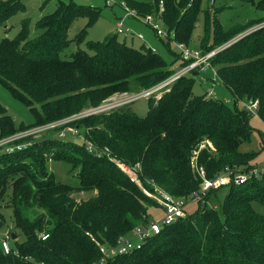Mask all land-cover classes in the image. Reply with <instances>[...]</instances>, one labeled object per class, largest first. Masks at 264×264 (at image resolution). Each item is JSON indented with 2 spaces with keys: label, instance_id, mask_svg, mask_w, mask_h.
I'll return each mask as SVG.
<instances>
[{
  "label": "trees",
  "instance_id": "trees-1",
  "mask_svg": "<svg viewBox=\"0 0 264 264\" xmlns=\"http://www.w3.org/2000/svg\"><path fill=\"white\" fill-rule=\"evenodd\" d=\"M242 1L255 5L261 15L225 27L215 15L205 14L207 46L223 44L264 22V0ZM120 2L135 17L157 15L178 43L191 42L205 13L203 0ZM24 10V0H1L0 26ZM81 15L88 17V25L100 16L92 6L58 0L54 11L36 22L35 37L24 17L17 36L0 41V81L35 115L34 122L17 124L0 103V139L97 106L115 94L149 89L174 73L163 56L120 41L117 32L105 41H93L83 28L70 38L72 22ZM71 45L77 48L68 53ZM216 57L212 62H219L217 74L232 91L234 107L207 93L195 94V76H181L150 95L144 116L132 110L131 102L72 121L102 153L90 151L83 137L66 141L53 134L22 150H0V224L5 207L15 219L10 233L15 246L6 253L0 239V264H92L101 257L99 243L115 245L146 222L149 206L158 205L117 161L140 164L139 176L147 189L157 187L176 196L199 187L191 162L196 153L209 177L251 164L257 152L240 147L251 140L253 116L264 122V25ZM244 101H257L256 112L240 105ZM261 142L264 148L263 132ZM202 143L207 146L200 149ZM49 160L69 163L71 171L77 170L75 180L58 179L48 168ZM228 186L220 209L209 203L218 188L142 248L106 264H264V214L253 205L257 201L264 206V173ZM81 192L91 195L77 200L74 195ZM30 207L41 211L35 220L24 214ZM45 233L49 237L43 240ZM21 234L25 239L18 241Z\"/></svg>",
  "mask_w": 264,
  "mask_h": 264
},
{
  "label": "rangeland",
  "instance_id": "rangeland-1",
  "mask_svg": "<svg viewBox=\"0 0 264 264\" xmlns=\"http://www.w3.org/2000/svg\"><path fill=\"white\" fill-rule=\"evenodd\" d=\"M57 1L58 0H48V1L24 0L25 10L20 11L17 14L11 16L8 22L4 26H0V41L4 37L15 38L19 32L21 19L24 17L29 18L30 36L35 37L39 33V30H37L36 28V22L44 14L51 13L52 11H54ZM62 1H65L67 3L74 2L75 4L82 6H92L98 9L100 14L98 19L95 22L91 23L90 25L87 24L88 17L86 15L75 17L69 31L70 38L76 37V35L80 32L81 29L86 28L87 29L86 37L88 40L105 41L108 36H111L114 33H116L117 23L123 19L126 28H129L133 33L141 34L144 37V39H140L138 37H136V39H133L132 38L133 35L130 34L129 35L117 34V38L120 41L126 42L127 44L135 48H140L142 46L151 48L152 50L156 51L158 54L163 56L168 62L169 66H171V68H173L174 70V73L170 75V77L167 80L172 78L177 72V70L184 65V64L181 65V58L179 59L177 56L178 47L175 44L176 41H174L172 37L159 36L156 33V30L154 29V22H149L146 19L148 15L138 16V17L133 16L129 11H127L125 6L121 4L120 2L121 0H62ZM202 7L203 9H205V13L202 12L200 14L198 26L194 31L191 42L189 44L186 43L183 44H185L189 48L200 50L203 52L206 51L208 48H211V50L218 48V52L217 54L214 55V57L211 58V64L206 68L205 71H200V72L197 71V74L193 75L195 76L193 90L195 94L207 93L206 94L207 96L211 90L212 94H214L216 98H218L219 100H223L227 102L230 106L234 107L235 97L232 91L221 82V79L217 74L219 62L218 61L212 62V59L213 58L216 59L217 58L216 56L218 55L219 52L223 51L224 48H226L234 40H237L236 38L238 35L230 38L223 44L217 46H212V45L207 46L209 38H207V35H205L206 26H205L204 15L205 14H208V16L215 15L222 21L225 27H230L234 23H238V22L244 23L250 21L251 19L256 18L257 16L261 15V11L258 10L255 7V5L244 2L242 0H203ZM153 16L156 17L157 15H153ZM210 31H211V38H210V42H211L212 24L210 27ZM76 48L77 46L75 47L74 45H71L70 49L68 50V53L75 51ZM189 75L192 74H184L183 76H189ZM166 81L154 85L151 88H155L157 91V89L159 90L160 87L164 85ZM170 82L166 83L165 85L169 84ZM161 88H163V86ZM139 92L140 91L131 92L127 94L122 93L120 94V97L117 98L114 97L113 95L112 97L101 102L99 105L93 107L95 108L105 104L108 106H111V104L123 105L125 104L123 103V100L127 99L124 98V96L126 97L129 96V98H131L135 93H139ZM244 102L249 103L247 101ZM0 103L7 109L8 114H10L15 119L17 124L20 123L29 124L35 121V115L26 105V103L23 102L21 99L17 98L16 96H14L11 90L1 81H0ZM126 103H131L132 110L135 111L138 115L144 116L146 115L149 108V97H139L136 100H130ZM119 105H115L112 108L117 107ZM240 105L244 106L243 102ZM251 125L254 128L251 134V140L249 142L242 143L240 148L242 151H256L257 155L256 158L253 160V162L258 164H263L264 148L262 147L261 141H262V132L264 133V122L258 116L254 115L253 118L251 119ZM47 135H44L39 139H42ZM63 137H64L63 139H65L66 141L75 140L80 142L82 140L81 137L74 136L68 133ZM48 168L49 170L54 171L58 179L64 181H73L75 180L77 175V170L71 171L69 163L65 161L49 160ZM228 192H229V186H223L217 190V193L215 194L212 193L209 202L210 205L220 209ZM90 195H91L90 192H81L79 195L77 194L74 196L76 197L77 200H83V199H87ZM197 205L198 204L196 202H192L187 206L186 210L189 213L193 212L197 208ZM253 205L258 212L264 214V206L261 203L255 201ZM3 212L5 216V221L2 224H0V239H3L5 237H8V239H10L11 231L15 230L14 228L15 219L11 208L5 207L3 209ZM40 212L41 211L39 210V208L30 207L24 211V214L27 217H29V219L35 220L40 215ZM148 214H149V219L154 221L157 220L163 214V211L159 206H149ZM24 239H25L24 234H21L17 238L18 241H23ZM10 245L11 247L15 246V243L12 239L10 240Z\"/></svg>",
  "mask_w": 264,
  "mask_h": 264
},
{
  "label": "built area",
  "instance_id": "built-area-1",
  "mask_svg": "<svg viewBox=\"0 0 264 264\" xmlns=\"http://www.w3.org/2000/svg\"><path fill=\"white\" fill-rule=\"evenodd\" d=\"M163 11L164 8L161 6L160 13H163ZM129 12L131 14L133 13V11ZM146 19L149 22H154V29L159 36L173 37L174 32L169 31L165 27L161 18L148 15ZM262 25H264V22L261 25L255 26L254 29ZM116 32L118 34H130L133 35V37L144 39L141 34L133 33L129 28H126L123 19L117 23ZM239 38L240 36L236 39ZM175 44L178 47L177 52L180 55L181 60L185 62V64L181 66L177 70L175 75L167 80L165 84L179 78L180 76H183L184 74L194 75L197 74V71H205L206 68L211 64V58L214 57V55L218 52V48L203 52L200 50L189 48L183 43L175 42ZM154 90L156 91L155 88H150L140 91L139 93H135L131 98H129V96H124V98L127 99L123 100V103H126L130 100H136L139 97H150V95L155 92ZM213 95L214 94H212L210 90L208 96L212 97ZM243 104L244 107H246V109H248L249 111L253 113L256 112L258 105L257 101H250L249 103L243 102ZM115 105L119 104H111V106L105 104L95 108H86L71 116L44 124L35 125L26 130L18 131L15 134L0 139V150H7L9 152L14 151L15 149H25L32 145L34 141L39 140L40 137L47 134H53V136L64 138L63 136L68 133L82 138L83 134L81 133L80 129L72 125L71 122L78 118L112 108ZM83 143L87 145V148L90 151L97 150L93 143L91 141H88L84 137ZM208 143L210 144V142ZM206 146L207 143H202L200 149ZM102 152L103 150L99 151V153ZM197 159L198 156L196 153L192 157V167L197 177L200 179L199 187L189 195L184 196H176L157 187H155L154 190L147 189L139 176L138 169L140 168V164L131 166L127 163H124L123 161H117L119 167L129 176L130 180L136 183L140 188H142L143 192L157 203V205L162 209L163 214L157 220L152 221L148 219L146 222L138 225L130 233L121 236L115 245L99 243L101 257L99 258V260L93 262L92 264H106L111 259H115L116 257L128 254L133 250L142 248L147 240L151 236L160 233L165 225L172 224L183 218L188 213L186 208L190 203L196 202L198 204L199 201H205V198L215 189L231 184L241 185L246 183L253 177H259L264 173V162L263 164L252 162L248 166L225 168L215 176L209 177L206 169L204 168V166L198 163ZM48 237V233L42 235L43 240L47 239ZM1 244L4 248V251L6 253H10V239H8V237L1 239Z\"/></svg>",
  "mask_w": 264,
  "mask_h": 264
},
{
  "label": "crops",
  "instance_id": "crops-1",
  "mask_svg": "<svg viewBox=\"0 0 264 264\" xmlns=\"http://www.w3.org/2000/svg\"><path fill=\"white\" fill-rule=\"evenodd\" d=\"M254 27H255V26H254ZM254 27H253V28H254ZM253 28H250V30L247 31V32H245V33H244V32L241 33V34L238 35L237 37H239V36H240V37L244 36L246 33H248V32H250L251 30H253ZM132 38H133V39H136V37H132ZM114 97H116V98H117V97H120V94H116V95H114ZM212 97H215V96L213 95ZM116 98H115V99H116Z\"/></svg>",
  "mask_w": 264,
  "mask_h": 264
},
{
  "label": "water",
  "instance_id": "water-1",
  "mask_svg": "<svg viewBox=\"0 0 264 264\" xmlns=\"http://www.w3.org/2000/svg\"><path fill=\"white\" fill-rule=\"evenodd\" d=\"M12 237H13V239H14V238H16V235L13 233V236H12Z\"/></svg>",
  "mask_w": 264,
  "mask_h": 264
}]
</instances>
